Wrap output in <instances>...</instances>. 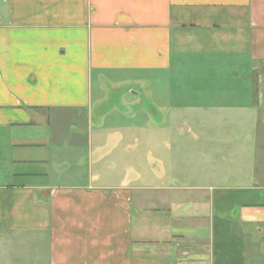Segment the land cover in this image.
<instances>
[{
  "label": "crops",
  "instance_id": "crops-1",
  "mask_svg": "<svg viewBox=\"0 0 264 264\" xmlns=\"http://www.w3.org/2000/svg\"><path fill=\"white\" fill-rule=\"evenodd\" d=\"M190 68L216 85L201 110L264 120V0H0V264H264V167L160 181L129 152L157 138L93 105L95 86L167 90Z\"/></svg>",
  "mask_w": 264,
  "mask_h": 264
},
{
  "label": "rangeland",
  "instance_id": "rangeland-1",
  "mask_svg": "<svg viewBox=\"0 0 264 264\" xmlns=\"http://www.w3.org/2000/svg\"><path fill=\"white\" fill-rule=\"evenodd\" d=\"M125 76L128 82L121 76L116 85L108 80L101 100L96 97L99 91L95 86L93 105H105L107 121H134L139 125L134 130L135 136L157 138L156 145L144 139L141 144L129 145V152L136 160L142 158L143 169L153 172V165L157 164L165 173L160 181L228 187L240 179L246 180L238 173L245 174L252 166L264 167V120L258 118L262 113H234V120L229 112L201 110L200 105L220 104L213 90L216 85L210 84L212 77L194 68L177 71L168 79L167 90L159 87L156 91L155 87L151 88L150 73ZM129 89L137 91L139 98L127 94ZM258 93H253L254 99ZM257 101L250 100L251 103ZM225 104L229 105V101ZM132 105L139 108L134 113L129 111ZM120 106L128 112H118ZM142 171L143 184L160 182L148 174L149 170ZM15 260L20 264L22 256L16 254Z\"/></svg>",
  "mask_w": 264,
  "mask_h": 264
}]
</instances>
